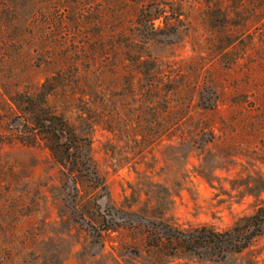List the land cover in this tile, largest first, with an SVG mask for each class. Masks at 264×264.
<instances>
[{
  "label": "rangeland",
  "instance_id": "1",
  "mask_svg": "<svg viewBox=\"0 0 264 264\" xmlns=\"http://www.w3.org/2000/svg\"><path fill=\"white\" fill-rule=\"evenodd\" d=\"M164 8L147 55L160 62L206 66L211 91H224L220 111L195 101L192 119L216 127V138L180 140L156 134V119H108L127 103L124 36L141 9ZM212 0H0V134L17 124L11 99L37 73L60 107L84 131L93 125L92 156L106 188L71 172L41 146L0 147V264H155L143 250L144 225L219 230L264 204V22L252 25L264 0H247L223 28ZM223 7L234 11L236 0ZM180 15V20L171 13ZM166 15L160 13V15ZM248 22V25H247ZM34 43L42 59L32 62ZM72 60L67 72L64 59ZM35 69V71H34ZM75 69V70H74ZM66 72L70 78L57 77ZM85 75V80L76 77ZM72 98L66 105L64 98ZM214 98V94L210 95ZM85 97V99H84ZM106 116V117H105ZM130 118V114L128 115ZM82 128H79V126ZM111 227V229H107ZM264 264V238L225 263L182 254L165 264Z\"/></svg>",
  "mask_w": 264,
  "mask_h": 264
},
{
  "label": "trees",
  "instance_id": "2",
  "mask_svg": "<svg viewBox=\"0 0 264 264\" xmlns=\"http://www.w3.org/2000/svg\"><path fill=\"white\" fill-rule=\"evenodd\" d=\"M220 3L219 13L222 15L220 23L223 28L231 26L232 14L243 11L247 0H236L240 7L232 9L223 7L226 0H212ZM164 13L166 15H160ZM167 18L164 8L152 9V5L143 8L137 15L124 41L114 40L116 50L123 47L124 58H115V63H121L126 68L123 79V92L127 103L109 114L108 119H156V134L160 138L171 135L180 140L190 137L192 140L205 139L212 142L216 138L215 126L208 120L192 119V108L195 101L197 107L203 111H220V104L224 102V91H211L210 86L217 84L218 79L212 77L207 80L204 76L206 66L198 61L165 63L147 55V45L160 31L155 21ZM171 17L180 20V15L171 13ZM264 22V8L255 9L251 23L260 25ZM248 25V22H247ZM32 62L42 59L43 45L34 43ZM42 61L50 65L54 59ZM67 72L71 69L72 60L64 59ZM75 70V69H74ZM35 71V69H34ZM66 72L60 71L57 77L70 78ZM37 73L33 74V83L25 93H18L11 101L17 112L16 125L9 134H0V147L5 144L19 143L24 146H43L50 152L52 159L64 169L77 172L84 176L98 190L105 189L103 178L99 175L92 156L93 125L85 119L83 113L79 119L88 126L80 131L71 119L64 115L60 107L52 106L50 100L55 96L49 90V81L42 82ZM85 80V75L76 77V81ZM68 80V79H67ZM214 94V98L210 95ZM85 99V97H84ZM66 105H70L72 98L66 94ZM130 114V118L128 115ZM106 117V116H105ZM79 128H82L79 126ZM264 192V179L261 178L257 188ZM111 229V227H107ZM145 239L143 250L154 258L155 264L163 263L165 258H175L182 254H190L199 260L225 263L232 256L243 254L259 239L264 238V204L250 214L240 217L229 228L224 230L212 226L202 225L190 229L179 226L150 223L144 225ZM258 264V263H252Z\"/></svg>",
  "mask_w": 264,
  "mask_h": 264
}]
</instances>
